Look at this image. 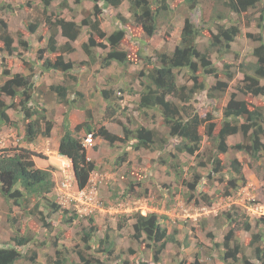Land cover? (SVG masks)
<instances>
[{
    "label": "rangeland",
    "instance_id": "rangeland-1",
    "mask_svg": "<svg viewBox=\"0 0 264 264\" xmlns=\"http://www.w3.org/2000/svg\"><path fill=\"white\" fill-rule=\"evenodd\" d=\"M215 3L216 0H201L200 4L204 8L201 11V7L189 9L183 0H172L171 21L161 22V29L154 37L141 35L138 40L134 37L129 39L128 44H123V47L129 50H132L133 42L142 48L143 57H140L137 63H130L128 66L117 61L106 66L103 63L107 51L105 48L92 47L91 55L87 54L82 45L86 38L88 39L89 27L83 26L80 38L76 41V49L70 54H65L66 58L75 62L71 75L74 77H67L66 83H69L71 89H76L77 86L83 91V97L75 103L67 101L61 105L60 97H55L52 91H42L45 94L44 106L48 104L46 118L56 122L50 139L40 135L35 141L28 142L25 139L22 112L15 108L8 110L12 121L10 124L0 126V148L22 147L34 151L37 154L34 156L36 166L54 167L55 186L65 174L60 166L68 163L58 157V151L55 152L61 135V124L69 118L68 121L72 122L70 126L74 127L78 124L79 118L88 119L84 115L86 111L80 106L83 101L86 102L85 107L90 109L91 118L88 120L94 126L105 125L111 131L123 135L124 124L130 127L144 124L157 132L153 143L155 147L151 149H137L132 145L133 140L126 144L118 142L110 145L95 137L97 147L89 149L88 156L96 163L91 178L97 182L98 206L102 208L95 209L91 215H80L73 210L72 205L60 203L53 188L48 196L58 202L60 209L52 212L47 218L52 225L47 227L41 220L42 213L44 215L51 211L45 201L39 204V198L33 195L29 200L24 199L22 205H18L13 199L7 200L0 194V246L15 245L12 238L16 234L32 237L30 243L22 248L26 256L16 264H55L50 262L49 258L57 257V249L62 252L63 257L68 258L69 263L79 261L77 253L80 250L102 264H139L140 261H152L153 242L147 238L134 237V219L131 216L137 211L144 215L148 212H157L162 216L161 223L169 232L176 233L178 242L167 244L157 264H193L196 259L204 264H226L221 258L224 250L222 243L227 232L234 227L237 229L231 246L239 242L245 255L255 262L253 246L250 244L251 235L252 232L264 228L262 153L251 155L240 150L236 144L244 141L243 134L239 132L231 135L228 139L231 146L229 150L224 154H218L223 169L221 172H215L212 165V157L216 154L213 138L204 134L203 126L200 127L203 141L199 151L194 155L179 152L175 146L179 138L169 134V127L164 123L161 112L158 109H141L138 105L139 92L142 90L145 77L141 72L146 74L158 64L154 61L158 52H173L180 43L184 19L188 16L204 28L202 35L197 39L199 48L211 56L212 62L218 68L227 69L233 74L231 80L227 73L222 74L224 79L229 81L223 95L211 97L206 91L198 92L192 102L195 110L205 112L213 105L216 117H221L223 107L232 96H235L237 99L246 98L251 106L264 111V94L245 95L237 86L244 78L239 64L244 63L245 69L251 73L250 65L256 61L253 50L258 42L255 41L254 35L264 33V29L258 27L255 18L259 15L258 10L263 6L264 0L259 2L256 8L241 15L234 16L232 12L228 13L226 10L227 20L223 19L220 22L228 25H232L233 22L240 27L241 32L230 44V51L224 54L213 50L210 52L206 48L213 34L217 32L214 21L210 19L211 13L219 10L214 8ZM2 4L9 5L7 9H3ZM93 4L91 0H52L50 5L45 7L44 0H0V19L8 23L16 46L13 55L4 49L0 50V83L7 78L5 71L33 72L36 86L41 87L64 81L63 74L58 71L41 72L37 76L40 68L32 69L28 66L31 63L27 61L34 62L38 48L47 44V41L46 43L40 41L39 36L46 40L51 34L47 23L49 16L52 21L66 18L81 23L84 18H95ZM217 4L220 10L224 9L223 4ZM100 6L102 10L97 17L107 32L126 28V25L134 23V18L129 12V0H125L119 7H106L103 3H100ZM36 21L39 26L32 31L30 23ZM132 34L138 35L139 30L133 31ZM65 38L58 31V43H64ZM24 41L27 47L24 46ZM4 46L0 38V47ZM149 57L152 58V63L148 61ZM225 64H229L230 67H226ZM176 73L179 84H193L192 75L188 71L176 69ZM197 74H201L199 70ZM213 79L210 77V82ZM260 83L264 85V78H260ZM105 88L114 90L113 113L112 109L111 113L109 108L107 109V101L101 94ZM133 90L135 92L132 94ZM33 98L36 100V97ZM38 107L44 108L42 105ZM85 133L86 130H81L78 136ZM49 155L57 156L53 160L58 162V166L50 163ZM163 158L165 163H161ZM235 158L242 163L241 174L231 165ZM201 162H205L204 165H201ZM196 173L202 177L195 187H191L189 183H194ZM232 177L237 178L235 188L229 183ZM131 183L133 188L129 190ZM36 204L39 205L38 208ZM65 208L69 210L66 217ZM74 213L78 216L72 222L67 221ZM90 216L93 217V222L89 219ZM247 221L250 222L252 230L239 229ZM92 226L95 227L94 237L85 244L83 236ZM101 238L105 240L103 245L99 242ZM216 243L221 245L217 246ZM108 244L111 245V252L105 250ZM33 253H36V261L29 259ZM234 263L243 264L242 261Z\"/></svg>",
    "mask_w": 264,
    "mask_h": 264
},
{
    "label": "trees",
    "instance_id": "trees-1",
    "mask_svg": "<svg viewBox=\"0 0 264 264\" xmlns=\"http://www.w3.org/2000/svg\"><path fill=\"white\" fill-rule=\"evenodd\" d=\"M51 1L44 0L45 7H48ZM91 1L94 3L95 18L87 17L81 23H78L75 20L66 18H57L52 21L49 16L47 23L49 29H51V34L46 39L47 44L38 48L37 56L44 60L43 68L58 71L65 76L64 84L60 82L48 86V91L57 93L63 101H67L70 94V87L65 84L68 81L66 78L69 76L74 77L71 75L75 67V62L66 58L65 54H70L75 50L71 41L79 38L83 26L89 27L88 39L82 45L87 54L91 55L92 47L105 48L107 51L103 63L106 66L111 65L113 61L128 66L130 63H137L140 57H143L142 48L133 42V45H131L132 50H129L124 48L123 44H128L131 38H141V35L154 37L161 29V22L171 21L170 17H172L173 12L172 0H129V12L134 18V23L126 25V28H117L107 32L97 17L102 10L100 3H103L106 7H119L125 0ZM183 1L189 9L196 7H201V11L204 9L200 4L201 0ZM259 2H262V0H216L214 8L219 10L210 12L212 15L210 19L214 21L217 32L213 34L206 48L210 52L212 50L213 52H222V54L229 52L230 44L241 30L233 22L232 25H228L220 21L227 20L225 18L228 17L227 14L230 12L235 16L256 8ZM217 3L223 4L225 10H220ZM7 6L2 4L1 7L7 9ZM226 10H228V13ZM258 12L259 15L255 19L258 27L264 29V4ZM206 14L208 13H203V15ZM38 24L37 21L31 22L30 29L35 30L39 26ZM137 29L139 34H134V36L132 33ZM203 29L190 17H185L180 43L173 52H158L154 57L156 58L154 61L158 64L154 65L146 74L143 71L141 72V75L145 77L142 82V90L139 92L138 105L141 109H158L161 112L164 123L169 127V134L179 138L175 145L179 152L194 155L199 151L203 141L200 127L203 126L204 134L212 137L214 142L216 154L213 157L211 156L213 171L221 172L223 166L218 154H224L229 150L231 147L228 142L229 137L239 132L243 134L245 139L236 146L251 155L262 153L264 157V111L261 108L251 106L246 98L237 99L235 96H232L223 107L221 117H216V109L213 105L209 106L205 112L195 110L192 102L198 92L206 91L211 97H219L226 92L229 86V81L224 79L223 75L227 73L230 80L233 77V74L227 69L221 70L218 68L212 62L211 56L199 48L197 39L202 35ZM58 31L68 39L65 43H58ZM39 37L40 41L45 39L42 36ZM254 37L255 41L258 42L253 50L256 61L250 65L251 73L245 69L244 63L239 64L244 73V78L238 82L237 86L242 94L256 96L264 94V85L260 83V78H264V33L259 32ZM0 38L5 45L4 48L0 47V50L4 49L8 54L13 55L16 51L15 38L4 19H0ZM23 44L27 47L25 41ZM148 61L153 62L151 57L148 58ZM28 62L30 63V60ZM28 66L33 69L32 64H28ZM225 66L230 67L229 64H225ZM176 69L179 71L184 69L191 73L193 84H179L176 78ZM198 70L201 74H197ZM5 74L7 78L0 83V126L10 124L12 121L8 112L10 108L20 109L25 122V139L28 142L35 141L40 135L49 137L56 122L51 118H46L45 108L40 109V107L32 104L34 94L39 89L35 84V74L33 72L11 73L10 71H5ZM210 77L214 78L212 82L209 80ZM113 92L112 88H105L101 91L102 97L107 101V109L109 108L110 113L111 109L112 113L115 111ZM134 92L133 90L132 94ZM78 96L79 99L82 98L83 93L79 91ZM75 102L74 100L73 103ZM80 106L84 108L87 118L90 119L91 112L89 108L85 107L84 101ZM87 120L77 124L72 129L68 119H65L61 124V135L58 144L59 154L66 156L71 161L74 182L79 188H83L88 184L91 174L96 169V163L88 159L87 150L78 136L81 130L93 132L95 137L103 139L110 145L118 142L126 144L133 140L132 145L137 149L155 147L153 143L157 132L144 124H139L136 127L124 124V134L121 135L111 131L105 125L97 127ZM241 121L243 122L241 123ZM246 140L248 141L246 142ZM36 155L34 151L22 147L0 148V194L7 200L13 199L18 205H22L24 199L29 200L33 195L39 198V204H41V201H45L51 211L44 215L41 212V220L47 227H52L47 218L52 212L60 209L58 202L48 196L55 187V169L50 165L47 168L36 166L34 160ZM161 163H165L164 158L161 159ZM204 163L201 162V165H204ZM231 165L237 173H242V163L238 158L233 159ZM201 177V174L196 173L194 183H189V185L195 187L200 182ZM236 179V177H232L229 181L233 188L237 187ZM130 188L129 190H132V183ZM38 207L39 205L36 204V208ZM64 211V217H66L69 210L65 208ZM76 216L78 214L74 213L66 219L72 222ZM131 218L134 219V237L136 239L147 238L153 242L152 261H140L139 264H157L161 260V255L167 244L178 242L175 231L172 234L169 232L168 228L161 223L162 216L157 212H148L144 215L137 211ZM89 219L92 222L94 221L91 216ZM242 228L246 231L252 230V226L248 221L239 229ZM235 229L237 228H231L225 236L222 243L224 250L221 258L226 264H235L234 262L238 261H242L243 264H264V228L252 232L251 235L250 244L253 246L255 262L245 255L239 242H235V245L231 246V240L235 238ZM94 231V226L85 231L83 236L85 244L93 239ZM12 239L15 241V245L12 247L0 246V264H16L21 258L25 257L26 254L22 248L30 243L32 237L31 235L16 234ZM99 242L103 245L105 240L101 238ZM216 245L221 244L216 243ZM110 246L109 244L105 246V250L111 252ZM87 247L91 248L90 246ZM101 249L102 247L99 248V250ZM77 254L79 261L69 263L68 258L63 257L62 252L57 249V257L54 259L51 257L49 260L55 264H102L100 261L86 256V253L82 250ZM29 259L36 261V253H33ZM193 264H204V262L196 259Z\"/></svg>",
    "mask_w": 264,
    "mask_h": 264
},
{
    "label": "built area",
    "instance_id": "built-area-1",
    "mask_svg": "<svg viewBox=\"0 0 264 264\" xmlns=\"http://www.w3.org/2000/svg\"><path fill=\"white\" fill-rule=\"evenodd\" d=\"M79 138L85 149L88 150L95 146L96 141L93 132H87ZM88 159L90 158L88 157ZM64 173L61 180L56 182L54 187V192L60 203L66 206L72 205L73 210L80 215H91L95 209L102 208V206H98L97 182L93 178L90 177L85 187L79 188L74 182V173L69 163L64 164ZM118 209H115V211H118Z\"/></svg>",
    "mask_w": 264,
    "mask_h": 264
},
{
    "label": "crops",
    "instance_id": "crops-1",
    "mask_svg": "<svg viewBox=\"0 0 264 264\" xmlns=\"http://www.w3.org/2000/svg\"><path fill=\"white\" fill-rule=\"evenodd\" d=\"M103 28H104V26H103ZM79 38H80V36H79ZM78 38V39H79ZM66 40H65V42L68 40L67 38H65ZM77 39V40H78ZM77 40H75V41H71V44L75 47V49H76V41ZM45 43H46V40L44 39L43 40ZM42 41V42H43ZM85 41H87V38H86V40ZM84 41V42H85ZM64 42V43H65ZM45 45V44H44ZM34 62L32 61H30V63L33 65V68H40V71H39V73H38V75L37 76H39V74L41 73V72H51V70H46V69H44L43 68V59H40V58H38L37 57V54H35V56H34ZM72 72H73V70H72ZM63 79H65V77L63 76ZM62 83L64 84V82L62 81ZM37 84H39V82H37ZM65 84H69V83H65ZM49 85H51V83L49 84ZM39 89H37L38 91H36L35 92V94H34V97H36V100H32V104L34 105V106H38V105H42V107H44L45 109L48 107V104H46L45 106H44V103H43V101H44V95L45 94H43V92H46V91H48V86H43V87H41V86H37ZM70 87V86H69ZM75 89V88H74ZM74 89H71L70 88V94L68 95V102L69 101H78V99H79V96H78V92L79 91H81L77 86H76V89L74 90ZM42 90H43V92H42ZM72 90V91H71ZM82 93H83V91H81ZM54 93V96L55 97H58V95H57V93H55V92H53ZM60 101H61V103H59V104H61V105H63V104H65L64 102H67V101H63V100H61L60 99ZM69 104V103H68ZM85 104H86V102H85ZM85 114V116H86V118H87V114H86V112H84ZM83 115V114H82ZM69 119V118H68ZM82 119V117L81 118H79L78 119V124H80V123H82V122H84L85 121V118H84V120H81ZM72 124V122H70V120H69V125H71ZM77 124H75L74 125V127L76 126ZM74 127H72L71 126V128L72 129H74ZM61 133V132H60ZM80 133V132H79ZM52 137V132H51V135L49 136V137H47V139H50ZM59 140H60V138H59ZM103 140V139H102ZM58 144H59V141L57 142V144H56V151L55 152H57L58 151ZM58 157L59 158H61V156H59V154H58ZM53 158H57V156L55 157V156H51V155H49V161H50V163H54L53 165H56V166H58V162L57 161H55V160H53ZM60 168L62 169V170H64V168H63V166L61 167L60 166ZM55 174H56V172H55Z\"/></svg>",
    "mask_w": 264,
    "mask_h": 264
},
{
    "label": "clouds",
    "instance_id": "clouds-1",
    "mask_svg": "<svg viewBox=\"0 0 264 264\" xmlns=\"http://www.w3.org/2000/svg\"><path fill=\"white\" fill-rule=\"evenodd\" d=\"M94 148V147H93ZM93 148H91V149H93ZM87 150V149H86ZM88 151H89V149L87 150V155H88ZM58 154H59V152H58ZM59 156H61V158L63 159V161L64 160H66L69 164H70V166H71V161H70V159L69 158H67L66 156H63V155H60L59 154ZM89 157V156H88ZM90 158V157H89ZM89 160H91V158L89 159ZM63 168H64V166H63ZM71 169H72V167H71ZM72 171H73V169H72ZM146 215V214H145Z\"/></svg>",
    "mask_w": 264,
    "mask_h": 264
}]
</instances>
